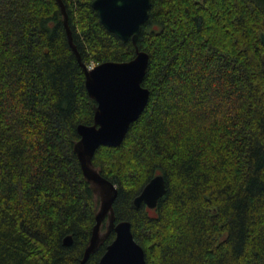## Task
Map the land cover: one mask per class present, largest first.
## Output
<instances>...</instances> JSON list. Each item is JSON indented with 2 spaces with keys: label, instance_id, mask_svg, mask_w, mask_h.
Wrapping results in <instances>:
<instances>
[{
  "label": "trees",
  "instance_id": "trees-1",
  "mask_svg": "<svg viewBox=\"0 0 264 264\" xmlns=\"http://www.w3.org/2000/svg\"><path fill=\"white\" fill-rule=\"evenodd\" d=\"M61 1L87 67L136 56L95 0ZM151 2L138 40L148 106L93 161L118 188L117 222L147 264H264V0ZM96 106L57 0H0V264L81 263L100 200L74 147ZM156 175L166 195L136 207Z\"/></svg>",
  "mask_w": 264,
  "mask_h": 264
},
{
  "label": "water",
  "instance_id": "water-1",
  "mask_svg": "<svg viewBox=\"0 0 264 264\" xmlns=\"http://www.w3.org/2000/svg\"><path fill=\"white\" fill-rule=\"evenodd\" d=\"M64 17L68 41L78 62L84 70L86 88L91 99L96 102L95 119L92 125H80L77 129L80 140L74 151L79 159L85 179L92 186L100 200L88 246L80 264H86L106 239L115 234V239L106 248L100 264H147L144 248L136 241L129 221L117 222L114 204L118 197L117 186L93 163L96 152L101 147H120L132 124L144 113L150 99L149 89L143 87L150 56L140 50L138 40L143 26L149 19L151 0H95L101 24L123 42L132 41L136 56L128 62H105L95 67H87L81 59L73 34L69 27L68 14L61 0H57ZM264 45V33L261 34ZM167 185L163 175H156L135 198L136 207L145 205L155 209L166 195ZM108 222L105 233L104 221ZM72 237L64 239L66 246L72 245Z\"/></svg>",
  "mask_w": 264,
  "mask_h": 264
},
{
  "label": "rangeland",
  "instance_id": "rangeland-1",
  "mask_svg": "<svg viewBox=\"0 0 264 264\" xmlns=\"http://www.w3.org/2000/svg\"><path fill=\"white\" fill-rule=\"evenodd\" d=\"M106 225H107V224H106ZM105 231H106V230H103V229H102V232H103V233H105Z\"/></svg>",
  "mask_w": 264,
  "mask_h": 264
}]
</instances>
